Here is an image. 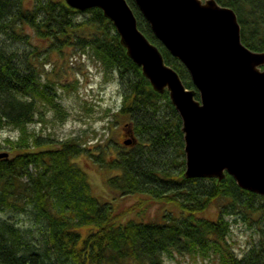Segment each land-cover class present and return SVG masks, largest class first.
Segmentation results:
<instances>
[{
	"label": "trees",
	"instance_id": "16d2710c",
	"mask_svg": "<svg viewBox=\"0 0 264 264\" xmlns=\"http://www.w3.org/2000/svg\"><path fill=\"white\" fill-rule=\"evenodd\" d=\"M128 1L142 32L193 88L187 69ZM217 1L237 13L244 45L264 51V0ZM31 2L27 7V0H0V129L19 131L16 140L5 141L9 157L0 159V264H165L163 257L175 253L219 264H264V198L240 189L229 175L224 184L184 177L181 118L168 94L156 93L128 57L102 11L79 12L64 0ZM29 27L38 47L26 34ZM44 46L46 57L72 47L90 49L118 75L123 100L114 116L128 119L126 128L137 144L130 150L108 145L91 154L100 168L116 172L104 182L110 201L93 194L88 173L76 162L87 149L69 141L57 144L29 129L36 122L34 98H49L40 82L38 53ZM129 197L137 198L133 205H117ZM153 206L163 209L161 220L148 221ZM212 206L217 207L215 219L199 217ZM4 212L25 214L32 223L23 227L3 218ZM241 219L254 222L261 233L243 258L228 242L232 222Z\"/></svg>",
	"mask_w": 264,
	"mask_h": 264
},
{
	"label": "water",
	"instance_id": "95a60500",
	"mask_svg": "<svg viewBox=\"0 0 264 264\" xmlns=\"http://www.w3.org/2000/svg\"><path fill=\"white\" fill-rule=\"evenodd\" d=\"M133 1L194 88L142 32L128 0H64L79 12L100 9L153 90L168 94L182 121L186 179L224 184L229 175L264 198V51L244 45L237 13L217 0ZM124 143L137 139L131 133Z\"/></svg>",
	"mask_w": 264,
	"mask_h": 264
},
{
	"label": "rangeland",
	"instance_id": "374dc122",
	"mask_svg": "<svg viewBox=\"0 0 264 264\" xmlns=\"http://www.w3.org/2000/svg\"><path fill=\"white\" fill-rule=\"evenodd\" d=\"M31 1L27 0L25 6L30 7ZM78 21L81 22L82 17H77ZM27 33L33 37V47H38L34 29L26 28ZM24 47L26 45L20 44L18 48L22 50L25 49ZM44 51L49 52V48L39 47L38 54L42 59L40 82L41 88L48 93L49 98H34L37 106L36 122L30 125L29 129L40 137L53 139L57 144L69 141L78 144L82 149H87L76 162L88 173L93 194L102 201H110L112 195L107 191L104 182L107 177L115 175L116 172L109 173L100 168L93 162L96 159L94 156L99 155L108 145L130 150L137 144L127 146L124 143V135L128 133L125 130V124L129 121L128 119L121 121V118L114 116L120 110L123 100L118 75L107 69L90 49L72 47L62 54L52 52L49 57H46ZM188 88L192 89V87ZM18 137L19 131L12 127L0 129V153L10 151L5 142L7 139L16 140ZM112 151L113 155L117 154L114 149ZM136 200L135 197H129L120 202L117 200L116 203L119 204L118 206L127 207L133 205ZM216 213L217 207L212 206L198 215L215 219ZM162 214L161 207L153 206L147 219L148 221L161 220ZM1 215L5 219H15L23 227H28L32 223L25 214L4 212ZM35 225H38V228L44 226L41 223H35ZM260 236L261 233L254 222L246 223L241 219L238 222H232L228 242L235 254L243 258L260 241ZM163 258H165V264H219L216 259H203L177 253L172 256L165 255Z\"/></svg>",
	"mask_w": 264,
	"mask_h": 264
},
{
	"label": "bare ground",
	"instance_id": "6f19581e",
	"mask_svg": "<svg viewBox=\"0 0 264 264\" xmlns=\"http://www.w3.org/2000/svg\"><path fill=\"white\" fill-rule=\"evenodd\" d=\"M157 46V45H156ZM159 49H160V47L159 46H157ZM160 51H161V49H160ZM162 52V51H161ZM163 53V52H162ZM164 55V54H163ZM165 57V56H164ZM165 61H166V59H165ZM167 63V62H166Z\"/></svg>",
	"mask_w": 264,
	"mask_h": 264
},
{
	"label": "flooded vegetation",
	"instance_id": "af4514ba",
	"mask_svg": "<svg viewBox=\"0 0 264 264\" xmlns=\"http://www.w3.org/2000/svg\"><path fill=\"white\" fill-rule=\"evenodd\" d=\"M125 136V135H124Z\"/></svg>",
	"mask_w": 264,
	"mask_h": 264
}]
</instances>
